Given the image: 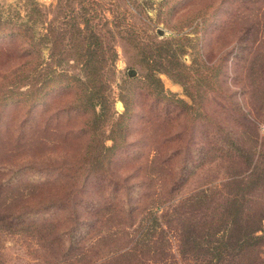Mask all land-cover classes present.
<instances>
[{"label":"trees","instance_id":"1","mask_svg":"<svg viewBox=\"0 0 264 264\" xmlns=\"http://www.w3.org/2000/svg\"><path fill=\"white\" fill-rule=\"evenodd\" d=\"M63 2L59 0L57 5L47 6L38 0H25L24 14L18 7L3 8L0 4V37L10 39L0 47V67L4 65L0 71V103L27 106L29 113L31 107L43 101L48 90L72 91L75 98L71 106L86 116L83 131L89 135L87 148H91L78 158L75 167L84 169L85 178H89L104 172L102 167L108 155L100 147L112 151L113 155L126 142L132 112L122 97L125 111L114 119L116 111L113 110L110 118L112 145L106 146L104 138L93 143L98 129L109 119V108L115 100L108 93L105 76L116 68L117 57L109 60L99 55L110 44L106 41L105 28L100 27L92 14H82L81 20L70 26L71 14L64 12ZM52 12L55 16L50 18ZM230 12L231 17L234 10ZM249 31L245 30V34L233 41L234 58L247 62L246 87L240 93L245 102L240 107L242 116L238 125L248 129L251 124L257 126L254 112L264 119V49L245 45ZM136 46L140 48L139 44ZM45 48L53 50L49 61L43 56ZM74 49L83 54L79 58L61 55ZM176 53H173L176 62L170 67L182 79L187 75V67L179 62ZM145 62L144 58L140 63ZM215 64L201 54L193 56L191 66L212 68ZM133 71L131 75L135 76L137 72ZM144 82L147 94L179 110L173 116H165L163 124L170 125L182 113L195 109L196 99L187 86L186 91L193 99L191 104L167 93L153 68ZM8 123L5 121L4 129L0 130L1 144L6 147L10 144L11 149H20L19 152L28 150L32 145V119L24 118L15 127ZM202 133L205 140L194 151L189 149L183 154L173 148L161 155H149L144 165L135 168L139 172L146 167L148 178L144 182L139 180L131 189L112 178L106 185L93 187L91 192L95 188L106 189L110 197L118 198L105 202L86 197L85 189L66 188V183L52 192V172L33 168L31 164H21L13 170L9 160L5 161L0 164V229L30 232L49 248L56 247V252H48L54 256L48 264H147L150 260L168 264L171 256L163 251L162 240L178 216L190 214L181 224L180 254H202L208 257L206 262L221 264L228 257L255 251L264 240V208L259 205L250 208L247 197L256 189L264 188V145L258 146V139L255 146L249 145L241 130L227 129L221 123L205 127ZM178 136L170 133L162 143L170 147ZM218 160L227 163L230 170L225 185L227 197L217 211L209 210L212 190L209 185L195 190L178 204H171L199 168ZM59 169L57 172L66 180L69 172L64 171L68 170ZM156 182L160 183L159 188L152 191ZM170 204L173 207L166 210ZM141 211L142 218L133 225V218ZM123 240L124 245L119 247L118 243Z\"/></svg>","mask_w":264,"mask_h":264},{"label":"rangeland","instance_id":"2","mask_svg":"<svg viewBox=\"0 0 264 264\" xmlns=\"http://www.w3.org/2000/svg\"><path fill=\"white\" fill-rule=\"evenodd\" d=\"M38 1L50 6L57 5L59 0ZM63 3L64 12L71 14L68 19L70 26L76 20H81L82 14H92L100 27L105 28L106 41L110 44L104 48V52L101 49L99 55L109 60L117 57L116 68L108 71L105 76L108 93L115 100L109 108V119L99 126L93 143L104 138L106 146L112 145L113 141L109 138L112 126L110 118L113 110L116 111L114 119L125 111L122 97L129 103L132 112L127 124L126 142L113 155L112 151L108 152L99 146L102 153L108 155L102 167L104 172L85 178L82 171L84 169L75 166L78 158L91 149L87 148L89 135L83 131L86 116L75 110L74 105L71 106L75 98L72 91L48 90L43 101L31 107L29 113L27 106L14 102L0 103L1 131L5 127V121L15 127L24 118L32 119L31 147L19 152L20 149H11L10 144L6 147L0 142V164L9 160L13 170L21 167V164H31L33 168L52 172V192L56 191L54 189L58 185L65 186L66 183V188L74 187L77 191L85 189L86 197L105 202L118 198L110 197L106 189L95 188L91 192L93 187L101 183L106 185L109 178H112L131 189L139 180L144 182L148 178L146 167L139 172L135 168L144 165L149 155H161L173 148H178L183 154L189 149L194 151L205 140L202 130L209 128L211 124L221 123L227 129L237 128L246 137L249 145L255 146L256 139L259 140L258 146L264 145L263 118L254 112L253 118L257 126L251 124L248 129L238 125L239 117L242 116L240 107L245 102L242 100L245 97L240 93L246 87L247 62L234 58L236 51L233 43L238 36L245 34V30H250L245 45L264 49V0H64ZM0 4L3 8L18 7L22 14L25 13V0H0ZM230 10H234L231 17ZM54 16L52 12L50 18ZM9 40L8 37H0V47L7 45ZM174 52H177L179 62L187 67V75L182 79L170 67L172 62H176ZM52 53L53 50L45 48L43 56L49 61ZM82 54L74 49L61 55L79 58ZM201 54L211 64L216 63L215 67L191 66L193 56L198 57ZM144 58L146 62L140 63ZM165 67L170 73L165 71ZM152 68L161 78L167 93L191 104L193 99L186 91L187 86L196 99L195 109L182 113L170 125L163 124L162 121L167 115H175L178 108L167 106L165 102H157L143 87L146 75L150 74ZM2 69L4 65L0 67V71ZM133 70L137 72L135 76L131 75ZM174 71L177 72L176 69ZM195 125L197 127L194 128ZM197 129L200 130L199 133ZM170 133H178L179 136L169 147L162 141ZM99 147L95 151L98 152ZM60 167L68 170L64 172H69L66 180L57 172ZM229 170L228 164L221 160L199 168L177 192L171 204L174 206L195 190L209 185L212 189L209 210L217 211L227 197L228 188L225 185ZM159 184L156 182L152 191L159 188ZM247 198L250 208L256 205L264 208V188L256 189ZM170 205L166 210L173 207ZM142 216L141 211L133 218L132 224H138ZM189 216L190 214L178 216L165 240H162L163 251L171 256L168 264H215L206 262L205 258L208 257L202 254H180V228ZM126 226L127 224L124 228ZM123 245L124 240L118 243L119 247ZM118 246L116 245L117 248ZM254 250L235 258L228 257L221 264H264V240ZM50 251L56 252L57 248H49L30 232L14 233L0 229V264H48L54 258L48 253ZM147 264L159 263L150 260Z\"/></svg>","mask_w":264,"mask_h":264}]
</instances>
